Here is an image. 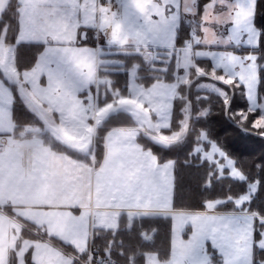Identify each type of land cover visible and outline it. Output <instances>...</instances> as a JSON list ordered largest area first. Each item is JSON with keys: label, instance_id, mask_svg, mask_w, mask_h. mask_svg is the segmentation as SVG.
<instances>
[{"label": "snow or ice", "instance_id": "6c2138e0", "mask_svg": "<svg viewBox=\"0 0 264 264\" xmlns=\"http://www.w3.org/2000/svg\"><path fill=\"white\" fill-rule=\"evenodd\" d=\"M214 116L264 144V0H0V264H264Z\"/></svg>", "mask_w": 264, "mask_h": 264}, {"label": "trees", "instance_id": "16d2710c", "mask_svg": "<svg viewBox=\"0 0 264 264\" xmlns=\"http://www.w3.org/2000/svg\"><path fill=\"white\" fill-rule=\"evenodd\" d=\"M212 131L214 135L221 138L223 143L229 147L230 151L241 154V160H247L252 157H259L264 153V144L253 138L252 141L241 145L236 138V133L228 126L227 122L222 116H214L211 118ZM177 184V204L181 203L195 205L198 199L197 192L194 188V182L187 170H178L176 173ZM167 229L161 226V240L166 236Z\"/></svg>", "mask_w": 264, "mask_h": 264}]
</instances>
